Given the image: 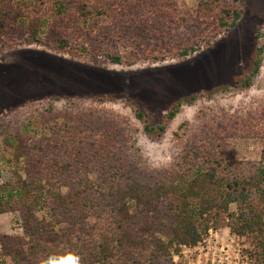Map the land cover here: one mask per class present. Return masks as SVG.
<instances>
[{"label": "trees", "instance_id": "16d2710c", "mask_svg": "<svg viewBox=\"0 0 264 264\" xmlns=\"http://www.w3.org/2000/svg\"><path fill=\"white\" fill-rule=\"evenodd\" d=\"M26 1L32 0H24L20 6L14 5L13 0H0V42L7 41L24 22L25 27L19 31H25V39L30 43L70 56L127 66L140 61L157 63L185 58L210 46L221 33L235 28L245 4V0H198L191 9L179 8L175 0L101 1L102 8L107 6L110 22L91 33L84 30L91 15L85 3H74L71 11L57 6L58 15L75 16V9L78 18L73 22L60 17L64 19L62 25H55L50 21L52 15L40 14L39 5L36 8ZM91 6L97 7L93 3ZM260 37L257 33L256 57L250 76L243 82L245 89L251 86V78L258 73L264 55ZM199 96L179 101L158 125L151 124L149 114L134 102L128 104L144 133L160 138L181 106ZM46 110L50 113V109ZM251 116L245 122L231 114L210 128L202 124L201 129L189 130L184 123L180 124L173 133L174 160L170 166L159 169L145 167L136 146L138 130L126 117L110 111L86 108L56 112L51 118L40 116L49 133L25 135L13 129L14 134L7 138L9 141L5 140L3 149L11 153L16 168L9 179L0 183V215L19 212L35 244L23 245V239L3 235L2 255L15 264H60V260L61 264H71L73 258V264H92L82 252L56 254L44 245V239L53 243L55 235L48 237V227L34 223V207L48 197L51 208L57 212L75 203L82 208L90 205L98 211L99 221L110 233L106 237L100 235L93 248L85 247L84 252L98 260L113 248L120 255L111 264H170V244H196L201 238V227L206 228L212 220H223L221 214H226L231 203H254L255 209L264 212V191L251 199L248 189L233 175L238 163L219 150L220 140L226 137L260 136L264 142V103ZM3 123L0 122V136L12 128L9 122ZM180 129L183 131L179 132ZM20 159L24 162V178L17 168ZM62 188L67 189L66 195ZM132 200L137 213L134 217L128 206ZM189 201L195 204L196 219L184 211ZM180 216L184 218L183 224L173 228L167 245L154 237V230L146 224L149 220ZM252 229V221H247L245 233L250 235ZM34 248L39 254L33 252ZM260 248L258 264H264V242Z\"/></svg>", "mask_w": 264, "mask_h": 264}, {"label": "rangeland", "instance_id": "374dc122", "mask_svg": "<svg viewBox=\"0 0 264 264\" xmlns=\"http://www.w3.org/2000/svg\"><path fill=\"white\" fill-rule=\"evenodd\" d=\"M13 1L14 5L20 6L24 0ZM101 1L155 0L26 2L36 8L39 5L40 14L52 15L50 21L55 25H62L61 20L64 19H73L74 22L78 18L75 9V16L58 15L57 6L71 11L74 3H85L86 10H90L91 15L84 30L96 33L98 27L110 22L107 6L102 8ZM175 1L179 8L192 9L198 0ZM92 3L97 7L93 8ZM49 18L50 16L47 19ZM21 24L25 27L24 22ZM22 26H18L17 32L13 31L7 41L0 42V122L7 121L12 127L9 132L0 136V183L9 179L16 168L11 161V153L3 149L5 140L9 141L7 138L14 134V130L25 135L49 133L40 118H51L56 112H78L91 108L126 117L138 130L135 134L136 146L143 164L148 169H159L170 166L174 160L176 139L173 133L180 124L184 123L188 129H201L202 124L207 128L216 127L213 125L217 121L231 114H236L248 122L251 115L264 103V55L261 56L258 73L251 78V86L247 89L242 86L253 69L257 33L264 42V0H245L244 11L235 28L221 33L210 46H203L194 54L157 63L140 61L131 66L114 65L103 59L95 61L70 56L45 45L30 43L25 39V31H19L23 29ZM193 95L200 96L181 106L160 138L144 133L142 124L134 117L128 104L134 102L149 114L151 124L158 125L174 105L183 99H190ZM96 97L107 100L97 102L94 100ZM46 109H50V113H46ZM181 131L183 129L179 132ZM220 142L219 150L222 154L238 163V169L233 170L234 177L236 176L241 186L248 189L251 199L257 198L264 191L263 138L226 137ZM17 168L24 178L22 159ZM61 192L66 195L67 189L62 188ZM85 206L86 208L78 207L75 203L72 207L57 212L51 208L49 197L47 200L38 201L34 207V223L48 227V237L55 235L53 243H47L44 239V245L48 249H54L56 254L64 251L73 254L82 252L92 264H102L101 261L111 264L112 261H118L120 253H116L113 248L108 250V254L99 256L98 260L84 252L85 247L90 250L93 248L100 235L106 237L110 233V229L99 221L98 211L90 205ZM128 206L129 214L133 217L137 215L133 200ZM194 207L195 204L189 201L184 205V211L196 219ZM68 210L71 212H67ZM221 216L223 220H212L206 228L201 227V238L196 244L172 242L167 248L168 262L218 264V260H221L222 264H243L246 261L248 264H258L260 243L264 242V212L255 209L254 203H231L226 214ZM183 220L182 216L162 217L149 220L146 224L154 230L153 236L167 245L173 228L183 224ZM250 220L253 223V233L249 235L245 232L246 222ZM28 231L30 229L24 225L19 212L0 215V237H18L23 239V245H27L26 243L33 242ZM59 240L61 241L58 242ZM25 249L27 252L28 247ZM33 252L39 254L35 248ZM225 258L227 259L224 260ZM62 262L60 260V264ZM0 264H15L2 255L1 248Z\"/></svg>", "mask_w": 264, "mask_h": 264}, {"label": "built area", "instance_id": "2783aa9c", "mask_svg": "<svg viewBox=\"0 0 264 264\" xmlns=\"http://www.w3.org/2000/svg\"><path fill=\"white\" fill-rule=\"evenodd\" d=\"M227 258H225L224 260H226ZM218 264H222V261L221 260H218ZM243 264H248V262L246 261V262H243Z\"/></svg>", "mask_w": 264, "mask_h": 264}]
</instances>
